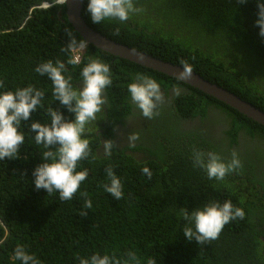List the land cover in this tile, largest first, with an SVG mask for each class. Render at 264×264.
<instances>
[{
	"label": "trees",
	"instance_id": "16d2710c",
	"mask_svg": "<svg viewBox=\"0 0 264 264\" xmlns=\"http://www.w3.org/2000/svg\"><path fill=\"white\" fill-rule=\"evenodd\" d=\"M87 4L85 0L82 15L94 30L174 64L187 60L196 73L264 110V38L255 26L256 0L240 5L237 0H135L142 13L123 23L98 25L91 22ZM65 29L82 39L68 21L65 5L56 0H0V93L29 85L45 91L43 107L18 129L25 136L19 158L0 161V264H21L14 259L18 245L40 264H79L78 257H122L128 250L142 264L148 257L157 264H264V165L235 148L240 137L264 145V125L177 78L93 45L77 65L68 64L74 54L62 51L69 42ZM90 57L110 65L113 84L106 89L108 104L82 137L90 141L96 159L79 162L76 171L87 169L88 177L72 200L61 201L58 193L35 188L32 173L44 162V149L35 144L36 133L29 126L50 124L51 107L66 120L75 116L53 101L52 82L34 69L59 59L78 88ZM136 73L149 75L161 87L164 102L154 119L144 118L131 102L127 85ZM176 86L179 95L173 91ZM212 112L223 116L222 125ZM117 129L123 136L115 134ZM131 132L140 134L134 148L127 144ZM104 140L115 144L111 157L104 156ZM193 147L215 151L225 160L235 150L243 168L224 181L209 180L192 166ZM110 164L123 185L119 201L101 187L108 182L105 169ZM144 167L152 172L151 179L142 173ZM85 199L92 201L90 210L83 208ZM229 200L244 210L243 219L225 225L219 238L203 247L184 237L185 222L178 214L182 208L191 213L209 201Z\"/></svg>",
	"mask_w": 264,
	"mask_h": 264
},
{
	"label": "clouds",
	"instance_id": "9594fccd",
	"mask_svg": "<svg viewBox=\"0 0 264 264\" xmlns=\"http://www.w3.org/2000/svg\"><path fill=\"white\" fill-rule=\"evenodd\" d=\"M248 2L249 0H237L238 5ZM256 4L258 19L255 21V26L260 29L259 36L264 38V3L256 0ZM143 11V8L135 6V0H88L86 8L91 22L96 25L104 21L123 23L128 21L131 15ZM65 33L69 42L62 51L74 54V58L69 59L67 63L77 65L88 47V41L77 40L71 29H65ZM114 34L119 35V28L114 30ZM179 64L181 70L176 75L177 79L191 80L192 65L184 59L179 60ZM34 71L39 76L48 77L53 86V101H59L61 106L75 116L74 120H66L59 110L51 107L47 109L50 124L45 125L37 121L29 126V131L36 133L33 137L35 144L42 145L44 149L41 157L44 162L32 173L35 178V188L46 190L48 195L58 193L61 201H70L89 174L87 169L76 171L79 162L89 157L96 159L90 148V141L82 137L86 133L87 126L96 121L97 114L108 104L106 89L113 84L111 67L98 57H90L80 72L81 86L78 88L74 87L72 77L66 75L68 71L66 64L59 59L55 62L48 60L40 63ZM132 80L133 82L127 85L131 102L144 118L151 120L158 117L160 115L158 109L164 102L160 85L154 78L142 73H136ZM3 87L4 82L0 81V88ZM173 91L176 95L180 94L178 86L174 87ZM44 97L45 91L32 85L0 93V161L6 157L19 158L25 136L18 129L21 122L28 121L33 112L43 107ZM139 138V133L131 132L127 137L128 147L134 148ZM257 144L264 158V145ZM114 147L112 140H104V156L111 157ZM53 148L55 150H51ZM191 161L194 169L203 170L209 180L215 179L218 182L224 181L226 176L234 172L239 174L243 168L235 150L232 151L231 158L225 160L215 151L204 152L193 147ZM105 173L108 182L101 187L119 201L123 197L121 180L115 175L111 164L105 169ZM142 173L151 179L152 172L148 167H144ZM82 195L87 197L88 193ZM83 208L89 210L92 208L91 199L84 200ZM178 214L185 222L182 229L184 237L189 242L195 240L201 247L217 240L225 225L237 218L245 217L244 210L234 207L230 200L223 204L209 201L195 208L191 213L186 208H182ZM80 215L85 216L87 212L81 211ZM14 259L21 264H40L35 255L28 254L21 245L14 249ZM78 259L79 264H142L141 258L131 250L126 251L122 257H117L115 253L111 255L96 253L90 258L78 257ZM145 264H157V261L148 257Z\"/></svg>",
	"mask_w": 264,
	"mask_h": 264
},
{
	"label": "water",
	"instance_id": "95a60500",
	"mask_svg": "<svg viewBox=\"0 0 264 264\" xmlns=\"http://www.w3.org/2000/svg\"><path fill=\"white\" fill-rule=\"evenodd\" d=\"M84 3L85 0H67L65 7L68 21L72 25L73 29L82 37V39H86L88 41V45H93L96 48L114 56L177 78L176 75L181 70V65L162 60L153 55L116 42L115 40L108 38L90 27L82 15ZM180 81L201 90L207 95L231 106L255 122L264 125V110L258 108L251 102L244 100L227 88L204 78L195 71H193V77L191 80Z\"/></svg>",
	"mask_w": 264,
	"mask_h": 264
},
{
	"label": "flooded vegetation",
	"instance_id": "af4514ba",
	"mask_svg": "<svg viewBox=\"0 0 264 264\" xmlns=\"http://www.w3.org/2000/svg\"><path fill=\"white\" fill-rule=\"evenodd\" d=\"M115 134L123 136L121 131L117 129L115 131ZM240 145L235 146L237 148V152L242 154V156H248L252 159L255 158V160H258L259 165H264V158L261 156L260 150H259V145L256 144L254 141H246L245 139L240 140Z\"/></svg>",
	"mask_w": 264,
	"mask_h": 264
},
{
	"label": "rangeland",
	"instance_id": "374dc122",
	"mask_svg": "<svg viewBox=\"0 0 264 264\" xmlns=\"http://www.w3.org/2000/svg\"><path fill=\"white\" fill-rule=\"evenodd\" d=\"M212 116H213V118H217V120H216V123L218 124V125H222L223 124V122H222V116L220 115V114H217V113H215V112H212ZM216 135H217V132L215 133ZM218 136V135H217ZM256 172H258L259 173V167H258V169L256 170Z\"/></svg>",
	"mask_w": 264,
	"mask_h": 264
},
{
	"label": "built area",
	"instance_id": "2783aa9c",
	"mask_svg": "<svg viewBox=\"0 0 264 264\" xmlns=\"http://www.w3.org/2000/svg\"><path fill=\"white\" fill-rule=\"evenodd\" d=\"M66 1L67 0H56V3L57 4H60V5H64L65 3H66ZM49 6V4L48 3H44L43 4V7H48ZM77 55V54H76ZM78 55H79V53H78ZM80 56V55H79Z\"/></svg>",
	"mask_w": 264,
	"mask_h": 264
}]
</instances>
